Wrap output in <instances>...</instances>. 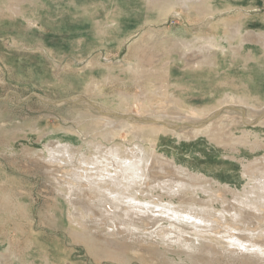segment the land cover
Listing matches in <instances>:
<instances>
[{
  "label": "rangeland",
  "instance_id": "obj_1",
  "mask_svg": "<svg viewBox=\"0 0 264 264\" xmlns=\"http://www.w3.org/2000/svg\"><path fill=\"white\" fill-rule=\"evenodd\" d=\"M18 1L19 4L17 0H0V138L3 137L2 140L5 141L3 135L7 134L12 145V149L8 151L12 159L8 160L0 155V264H163L159 258H153L155 260L151 261L137 259L133 256L132 248L130 250L133 246L125 244V241L122 242L125 244L123 254L116 258L115 255L119 251L117 245L113 247L114 245L110 244V249L101 241L107 231L98 233L96 248H91L68 230L66 203L59 198L61 203L57 205L59 209H56L58 207L54 206L55 203L49 195L50 185L47 184L46 176L35 166L30 169L23 168L22 163L38 160L30 154L35 150L41 153L39 150L43 148V144L54 139L80 144L75 135L65 134L61 129L77 126L83 130L86 127L84 123L96 116L92 114L94 111L85 105H54L38 99L34 94L49 100L81 95L112 111L134 115L137 110L135 99L140 89L134 81V69H130V66L143 71L153 65L158 72L143 74V79L146 84L150 81L147 86L151 91H159L147 106L148 112L153 113L151 117L156 120L171 118L172 121H178L175 105H182V102L178 101H181V95L184 93L181 94V90L174 93L177 85L180 89H188L187 98L194 108L208 110L219 106L221 99L230 91L238 95L243 94L246 98H256L259 107L264 103V45L261 41L264 36V0H227L219 10L209 9L204 4L203 7L194 4L189 9L178 6L160 18V21L151 16L152 8L159 4H168L169 0ZM211 13L213 15L208 22L207 18ZM241 18L246 21L247 27L235 36L232 32L233 25L235 26L236 21ZM148 20L153 22L145 24ZM118 33H123L125 37L122 36L116 41L115 35ZM150 35H157V50L164 53L161 60L158 59L157 65L147 61L158 58L156 54H152L155 52L149 47ZM198 35L212 38L214 35L218 43L220 42L219 46L213 49L219 72H208V75L206 72H199L200 67H207L205 64L190 61L185 64L187 53L183 54L180 47L175 46V41L181 36L195 39L199 38ZM251 49L254 57L251 56ZM191 67L192 69H189ZM187 81L191 83L185 86ZM172 93L175 94L173 101L177 102L170 101ZM114 98L120 103L112 104ZM234 106V110H217L220 114L231 110L237 115V108L246 105ZM94 113L97 114L96 111ZM238 114L242 116L240 112ZM203 115L205 113L199 112L196 117ZM224 116L232 117L230 113ZM243 116L245 117V111ZM257 118L255 121L248 117L246 120L251 122L247 123L245 119L244 123L240 119V123L235 122L233 126L221 128L223 132L217 124L209 128L212 130L196 134L187 127H182V131L178 133L181 136L162 130L153 150L160 154V157H157L166 163L170 162L169 159L173 156L178 164L187 165L192 171H201L207 176L200 181L191 180L198 186L207 188L206 192L198 190L196 194H189L184 198L193 196L195 200H213L210 204L221 208L228 203L234 204L233 197L240 195L244 189H249L253 170L264 166V114L261 113ZM155 122L153 125L157 124ZM11 128L14 130L11 131ZM95 132L94 130L93 133ZM128 139L129 136L121 131L117 134L115 142ZM234 139H238L237 144ZM3 141L0 144V152L5 149L6 142ZM132 144L127 146L132 147ZM146 144L144 143L145 146L149 145ZM14 164H17L16 167ZM157 167L158 165L151 168V171L166 174L165 171L171 166H165L164 171ZM7 179H10L9 184ZM159 192L160 190H156L153 193ZM13 193L20 196H14ZM176 196L173 197L175 203L180 197ZM221 199H227L225 205L220 204ZM51 213L53 215H50ZM54 214L59 217L58 220ZM58 214L64 215L65 218ZM262 223L260 222L261 226ZM252 225L255 223H251ZM90 230L93 232L95 228ZM227 262L223 258H215L207 264H228Z\"/></svg>",
  "mask_w": 264,
  "mask_h": 264
},
{
  "label": "bare ground",
  "instance_id": "obj_2",
  "mask_svg": "<svg viewBox=\"0 0 264 264\" xmlns=\"http://www.w3.org/2000/svg\"><path fill=\"white\" fill-rule=\"evenodd\" d=\"M166 1L167 0L164 2ZM17 2V4L20 3L18 0ZM223 3H227V0H169L168 4H159L156 7H153L151 16H154L155 20L160 21V18L165 17V15L170 11L175 10V7L178 6L183 9H189L194 4H199L201 7H203L202 5L204 4V6H208L209 9H218L224 5ZM124 5L126 4L124 3ZM212 15L213 14L211 13V15L208 16V22ZM149 22L153 21L148 20L145 24ZM246 25V21L241 18L238 22L236 21L235 26L233 25L232 32L235 33L234 35L236 36L238 35L237 32H242L243 28L247 27ZM138 26L139 25H137V27ZM122 36L123 33L116 34L115 40L119 41ZM198 37L199 38L195 39H187L181 36V38L176 39V45H174L180 47V51L183 54L184 52L185 54L187 53V56L185 57L186 59H184L187 61L185 64H189L190 61L191 63L195 62L196 64L202 63L203 65H207V67H198L200 73L219 72L217 70V63L215 61V53L213 49L219 46L220 42L218 43V40L214 35L213 38L205 37L203 35H198ZM153 38L155 39L153 40ZM142 40L145 41L144 39ZM149 40H151L149 47L155 52L152 54H156V57L158 58L149 59L147 61L149 64L154 63L157 65V62L161 60L164 53L157 50V35H150L148 42ZM261 41L264 45V36ZM242 43H244L243 40ZM241 48H244L243 44L241 45ZM252 50L253 49H251V56L254 57L255 54L252 53ZM131 68L134 69L132 70V72H135L134 81L140 89V93L135 99L137 110L135 113L132 112L135 116L113 111L120 116L116 117L106 114L112 110L103 105L99 104L106 113L99 112L97 109L87 106L94 112L96 111L97 114L94 112L92 113L96 117H93V120L89 118L90 120H88L87 123H84L86 127L83 130L78 129L77 126H70L71 129L65 127L61 129L65 134L75 135L80 140V144H74L71 141H64L62 139L51 140L48 143L43 144V148L39 150L41 153L36 150L32 154L29 152L33 158H37L38 160H35L34 162L26 161L25 163H22V167L30 169L32 166H35L38 170H41V173L46 176L47 184L50 185L49 195L51 196L50 198L53 203H55L54 206L61 203L59 198H62V201L66 203L67 209H65V214L66 221L69 224L68 230H71V233L82 241L84 240L86 242L85 244L89 245L91 248L95 247L97 239L99 240L98 233L100 231V233L107 231L103 234L105 236L104 238L102 237L103 240L101 239V241H104V245L110 249V244L112 246L114 245L113 247L117 245L116 247H118L121 253L118 251L119 253L117 252L115 255L116 258L123 254L125 244H129L133 246L130 247V250L132 248L133 256H136L137 259L143 261L150 259L149 261H151L153 258L156 260L159 258L163 261V264H207L208 261L211 262V260H215V258H223L228 261V264H264V166L253 170V177L250 178L249 189H244L240 195L233 197L234 204H226L227 199H221L220 204L226 205L221 208H216L210 204L213 201L212 199V201L209 202L195 200L192 195V197L189 196V198H184V196L189 194H196L198 190H207L205 187H200V184V186H198V184L191 182V180L195 182V180L200 181L206 179L207 176L204 173L201 171H192L187 165L178 164L173 156H171L172 159H169L170 162L166 163L163 160H160L158 158L160 157V154L155 153L153 150V148L155 149L154 144H156L159 133L162 130L170 131L181 136L178 133L180 130L182 131L181 128L185 126H179L189 123L191 126L186 127L195 134L205 130H212L209 128L216 124L221 131L223 128L225 129L228 126H233L235 122L240 123V119L242 120V123H244L243 119H245V122H250L251 120H246L248 117L249 119L253 118L256 121V119H258L257 117L264 112V103L257 107L256 98L255 100L252 96L246 98L243 97V94L242 96L230 91L221 99L219 106L212 107L214 109L210 108L206 110L203 108H194L191 107L192 105H190L187 98L189 95L188 89L185 87L180 89L177 85L174 93L179 90H181V94L184 93L181 95V101H178L182 102V105H175L178 111V118L176 119L178 121H172L170 120L171 118L169 120L161 119L160 117L161 120H156L151 117V114L153 113L148 112L149 107L147 106L153 97L158 95L159 91L156 93L149 89V86L147 85H150V81L146 84L143 74H155L158 72L157 68L155 66L153 67V65L151 68H146L143 71L138 67L130 66V69ZM189 69H192V67ZM168 77H170V75H168ZM202 77H204V75ZM199 78L200 77H197V79ZM189 82L187 81L185 86L190 85ZM174 93L171 94L172 97L170 98V101L174 100ZM112 100V104L120 103L118 99L114 98ZM237 104L246 105L245 107L242 106V108H237L238 112H236L238 116L233 111H226V109L224 110L226 112L219 113V118H217V115L213 117L215 119L217 118V120H212L211 114L217 109L223 110L225 108H230L234 110L236 109L234 105ZM81 107L82 106H80V108ZM80 108L78 109L79 111H81ZM244 111L245 117L243 116ZM196 112H202L205 113V115L197 118ZM239 112L242 116L238 114ZM229 113L232 117L224 116V114ZM247 113L249 116H247ZM89 117L92 116L90 115ZM140 118L151 119L156 121L157 124L153 125L154 122L149 123L141 121ZM176 125H178V127ZM12 129L13 128H11V131L14 130ZM94 130L96 131L95 133H93ZM1 131L3 132V130ZM121 131L129 136L130 139L123 142H115L117 134ZM221 132H223V130ZM3 136L5 141L2 140L3 137H1L0 140L6 142V144L4 143L5 149L4 152H0V155H3L9 160V158L12 157L11 154H8V151L12 149L11 140L7 134H4ZM96 139L99 140L95 141ZM235 141L237 144L238 139ZM131 143H133L132 147L127 146ZM144 143H148L149 145L145 146ZM17 152L18 151L16 150V153ZM9 155L10 157H8ZM29 158L32 159L31 157ZM161 158L164 159L166 157L164 156V158ZM14 159L16 160V158ZM19 160L17 161L19 162ZM17 161H15V163H17ZM156 165H158L157 168H159V170H165V166L171 167L165 171L167 175L158 174L151 171V168H155ZM18 168L21 167H17V169ZM38 173H40V171ZM33 176H35V174H33ZM178 176H182L186 179L177 178ZM9 180L8 184L10 183ZM211 180L216 182L214 179ZM156 190H160V192L165 194H160V192L154 194L153 192ZM17 194H14V196H17ZM176 195L180 197L178 198L179 201L175 203L173 197H177ZM6 203L8 204V202ZM57 207L58 208L56 209H59V206ZM8 210L10 209L8 208ZM50 215L53 214L51 213ZM63 216L64 215L60 217ZM54 217L56 220L59 219L57 215ZM260 222H263V226H261ZM246 223L247 225H245ZM251 223H255V225L251 226ZM90 228H95V231L92 232ZM79 229L85 231L81 232ZM124 241L125 244L122 243ZM107 255L109 256V254Z\"/></svg>",
  "mask_w": 264,
  "mask_h": 264
},
{
  "label": "water",
  "instance_id": "obj_3",
  "mask_svg": "<svg viewBox=\"0 0 264 264\" xmlns=\"http://www.w3.org/2000/svg\"><path fill=\"white\" fill-rule=\"evenodd\" d=\"M35 97H37L38 99L44 101V102H47V103H51V104H54V105H63V104H67V103H76V104H82V105H86V106H89V107H93L95 109H97L99 112H104V109L96 102H93L91 100H88L86 97L84 96H80V95H75V96H71V97H68V98H65V99H61V100H49V99H46V98H43L37 94H34ZM109 112V111H108ZM219 113V110H216L214 111V113L211 114V118L215 117L217 114ZM108 115H113V116H116V117H120L117 113L111 111L109 113H106ZM264 114V113H263ZM123 117V116H122ZM141 121H145V122H155L151 119H144V118H140ZM202 122V121H201ZM251 122V121H250ZM205 123V121H204ZM202 123V124H204ZM247 123V122H246ZM202 124H198V125H202ZM178 127V125H176ZM182 126H191L189 123H185L184 125H180L179 127H182ZM193 126H196V125H193Z\"/></svg>",
  "mask_w": 264,
  "mask_h": 264
}]
</instances>
